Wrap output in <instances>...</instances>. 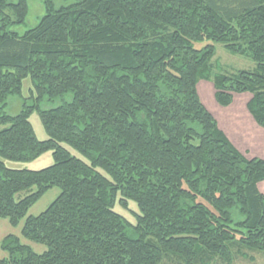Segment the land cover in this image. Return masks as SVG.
<instances>
[{
    "label": "trees",
    "instance_id": "obj_1",
    "mask_svg": "<svg viewBox=\"0 0 264 264\" xmlns=\"http://www.w3.org/2000/svg\"><path fill=\"white\" fill-rule=\"evenodd\" d=\"M41 1L43 16L20 33L29 1L0 0V218L18 226L50 189L61 193L22 228L47 250L9 235L0 264H237L264 255V159L242 154L198 93L211 81L222 107L251 94L247 109L264 129V0ZM215 44L254 70L218 74ZM26 78L33 104L24 99L9 115ZM47 152L54 164L40 171L5 163ZM21 192L30 194L17 201ZM130 203L135 222L116 210Z\"/></svg>",
    "mask_w": 264,
    "mask_h": 264
},
{
    "label": "rangeland",
    "instance_id": "obj_2",
    "mask_svg": "<svg viewBox=\"0 0 264 264\" xmlns=\"http://www.w3.org/2000/svg\"><path fill=\"white\" fill-rule=\"evenodd\" d=\"M30 4V14L25 25L15 27L20 33L25 30L34 27L40 17L43 16L44 10L41 0H28ZM56 6L64 5L62 0H55ZM211 42H203L196 44L197 48L204 47ZM216 55L214 57L213 65L215 71L218 74H232L238 71H252L255 68V63L248 57L233 55L229 53L222 44H215ZM33 85L30 78H26L23 81V98L11 97L8 102L7 113L9 115L18 114L22 108L24 101L29 105L33 104L32 100H27L31 97ZM199 96L205 105V107L215 116L219 121L220 127H222L228 134L230 139L235 144L236 148L244 154L247 158L260 157L264 159V129L260 128L252 115L247 109V104L251 100L252 95L249 93L235 94L234 103L230 107H222L215 100V88L211 81L201 80L198 84ZM25 99V100H24ZM70 99L67 98V100ZM24 100V101H23ZM62 102L58 101L51 107H41L42 109L54 108L60 105ZM30 121L35 130L36 136L39 140L45 141L48 139V135L42 124L38 112H33ZM74 156L83 159V157L75 151L73 148L66 144H63ZM8 168L15 170H30L40 171L46 169L54 164L52 152H47L41 155L39 158L29 162H16L5 161ZM259 189L264 193V182L259 185ZM36 189L33 188V192ZM61 190L59 188L50 189L28 212L27 216L20 222L18 226H13L8 219L0 218V260L7 259L8 253L2 249V243L5 237L9 235L17 236L21 239L23 244L29 245L32 249L42 254L47 250L44 245L33 243L22 236V228L24 226L26 218L33 216H39L45 212L48 207L58 198ZM30 192H21L16 195V200L20 201ZM116 210L124 215L127 219L135 222L134 211L138 212V208L134 203H130L128 210H123L119 206ZM249 259L239 258L237 264H264V255L257 253H249Z\"/></svg>",
    "mask_w": 264,
    "mask_h": 264
},
{
    "label": "crops",
    "instance_id": "obj_3",
    "mask_svg": "<svg viewBox=\"0 0 264 264\" xmlns=\"http://www.w3.org/2000/svg\"><path fill=\"white\" fill-rule=\"evenodd\" d=\"M219 122V121H218ZM220 125V124H219ZM221 129L225 132V130L221 127ZM225 134L228 136V134L225 132ZM228 138L230 139V137L228 136ZM231 140V139H230ZM231 142L233 143V141L231 140ZM234 144V143H233ZM235 146V144H234ZM236 147V146H235ZM260 158V157H259ZM263 193V192H262ZM264 194V193H263Z\"/></svg>",
    "mask_w": 264,
    "mask_h": 264
}]
</instances>
